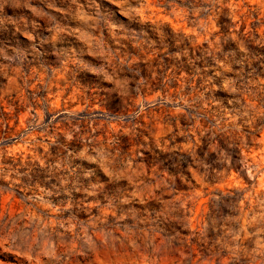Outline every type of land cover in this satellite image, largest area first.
I'll list each match as a JSON object with an SVG mask.
<instances>
[{"label":"rangeland","instance_id":"1","mask_svg":"<svg viewBox=\"0 0 264 264\" xmlns=\"http://www.w3.org/2000/svg\"><path fill=\"white\" fill-rule=\"evenodd\" d=\"M246 39L264 0H0V264H264Z\"/></svg>","mask_w":264,"mask_h":264},{"label":"trees","instance_id":"2","mask_svg":"<svg viewBox=\"0 0 264 264\" xmlns=\"http://www.w3.org/2000/svg\"><path fill=\"white\" fill-rule=\"evenodd\" d=\"M245 42L247 51L243 53L239 51L231 42H228L227 45L224 46V50H233L235 52L230 61H237L240 63L239 68L236 65H232L234 69L240 70L238 73H233L235 85L238 89L242 88L241 86L245 83V79L251 78L247 75V73L254 72L252 74H257L255 73V70L257 72V70L261 68L260 64L264 62V46L252 45L251 41L248 39H246ZM260 55H263V57H260ZM242 70H244V72ZM217 94L222 97L231 96L229 94L227 95L226 93H221L220 91H217ZM224 103L226 104L225 101ZM215 140L217 142V149L225 147L227 152H234L233 154H231L233 162L230 164L229 168H235V170H238L241 167V156L239 154L240 150H238L236 146H232L230 148L227 147V145L229 144L227 136L218 134L217 138L213 139L212 142H214ZM204 149L206 150V147H204ZM210 156H213V154L210 153ZM184 159L188 161L189 157H185ZM185 160L182 161V163H175V166L185 167L183 163L185 162Z\"/></svg>","mask_w":264,"mask_h":264}]
</instances>
